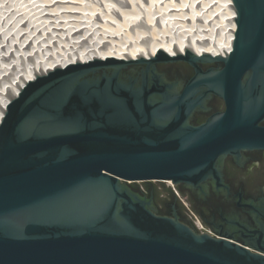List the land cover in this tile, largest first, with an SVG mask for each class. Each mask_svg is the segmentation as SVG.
I'll use <instances>...</instances> for the list:
<instances>
[{
    "label": "water",
    "instance_id": "obj_1",
    "mask_svg": "<svg viewBox=\"0 0 264 264\" xmlns=\"http://www.w3.org/2000/svg\"><path fill=\"white\" fill-rule=\"evenodd\" d=\"M232 1L227 54L94 55L2 102L0 264H264V250L157 215L131 188L203 191L211 178L224 187V158L264 150V0ZM181 61L195 70L184 86L158 75L157 64ZM130 66L142 68L125 77ZM214 96L225 111L193 124Z\"/></svg>",
    "mask_w": 264,
    "mask_h": 264
},
{
    "label": "bare ground",
    "instance_id": "obj_2",
    "mask_svg": "<svg viewBox=\"0 0 264 264\" xmlns=\"http://www.w3.org/2000/svg\"><path fill=\"white\" fill-rule=\"evenodd\" d=\"M32 1L24 5L25 9L35 6L37 0H34V3ZM50 1L48 0L45 5L49 6V9L44 10L45 6L41 7L42 13H52L54 9L50 16L47 15L50 18L48 21H55L59 25L65 22L63 12H67L64 11L67 7L75 15L82 13L85 18L95 12L96 8H93V4L103 2L105 7L102 11L107 12L98 11L96 16L92 14L94 20L98 22L94 29L89 28V25H83L85 23L82 22L83 19L80 21L76 19L72 24L63 27V32L59 31V25L52 27L58 32L57 36L51 37L53 41L50 42L51 44L48 42L40 44L41 47L34 49L39 50L38 52H31V49H28L30 55L36 54L33 58H38V62L32 58V63L23 67L18 74L8 80L6 86L0 85L2 88L0 123L7 111L6 104L2 102L13 101L14 94L19 93L24 83L49 74L51 70L93 61L94 55L101 60H104V57L128 60L151 57L161 50L169 56L181 55L184 51L192 52L196 56H216L229 53L234 44L236 11L232 0H124L122 4L125 9H121L122 6L118 8L115 3L118 9L115 13L110 11V6L114 5L110 4L112 0H52L51 3ZM70 1H75L76 4L72 5ZM56 2L64 4L63 7L55 9L52 5ZM1 5L0 10L3 7ZM24 6L20 5L18 8L22 9ZM101 8L102 6L100 10ZM85 10L90 11L89 14H85L87 16L83 14ZM125 20H128L126 24L123 23ZM38 37H36V45L40 41ZM47 37L46 35L43 37L45 38L43 42L49 40ZM24 38L25 36L20 40ZM31 39L27 45L33 43ZM54 40L60 43L62 50L57 52L52 48V44L58 45ZM64 45H68L70 49H63ZM20 48L22 50V47ZM2 57L4 58V55ZM169 184L174 186L171 181Z\"/></svg>",
    "mask_w": 264,
    "mask_h": 264
},
{
    "label": "flooded vegetation",
    "instance_id": "obj_3",
    "mask_svg": "<svg viewBox=\"0 0 264 264\" xmlns=\"http://www.w3.org/2000/svg\"><path fill=\"white\" fill-rule=\"evenodd\" d=\"M218 67L202 65L204 71ZM157 72L162 79L180 86L195 76L194 68L186 62L157 68ZM137 74L128 73L125 77ZM207 109L196 114L192 123L205 124L226 107L222 99L214 96L208 101ZM260 126L264 127V120ZM218 168L224 187L219 188L212 178L203 185V191L175 186L182 200L169 186L165 191L168 195L160 194L161 188L154 182L134 183L131 188L152 201V210L157 215L177 218L193 226L184 200L213 235L230 238L253 251L264 250V150L244 149L239 157L224 158Z\"/></svg>",
    "mask_w": 264,
    "mask_h": 264
},
{
    "label": "rangeland",
    "instance_id": "obj_4",
    "mask_svg": "<svg viewBox=\"0 0 264 264\" xmlns=\"http://www.w3.org/2000/svg\"><path fill=\"white\" fill-rule=\"evenodd\" d=\"M31 1L32 0H0V5L2 4L1 6H3L0 10V85H2V86H6V84L9 83L8 80H10L16 74H18V72L21 71L23 69V67H27L29 64L32 63V58L34 57V55L36 57V54L31 53L32 55H30V51L31 52H33V51L38 52L39 50L36 51L34 49L35 48L38 49L39 47H41V45H43L47 42L48 43L53 42L51 37L57 36L58 30L56 28H52V27H54V26L57 27L59 24H56L55 21L54 22L48 21L50 19L48 16H50L55 10L53 9V11H51L52 13H50V12H47V14L42 13L41 7L42 6L44 7L48 3V0H37V1L35 0L36 1L35 3L33 2L34 1L33 0L32 2L35 4V6H31L30 7L31 9L29 8L28 10L25 9V6L28 5ZM51 1H50V3H51ZM123 1L124 0H112V2L110 4H114V5L110 6L111 10L110 9L109 10L111 12L114 11V13H115V11H118V9L116 8L117 6H118V8H119V6L120 7L122 6L121 9H125L123 7V4H122ZM71 3H73L72 5L76 4L75 1H72ZM71 3L69 5H71ZM115 3L117 6H115ZM103 4H104L103 2L102 3L97 2V3L93 4V6H94L93 8H96L94 13H90V11H88V10L86 12V10H85V11H83V14L85 15V14L90 13L91 14L90 16H92V14L94 16H96V14H97L96 12L102 11L104 9L103 7H105V6ZM20 5H22V6L25 5V6L22 9H19L18 7ZM31 5H33V4H31ZM63 5H62V3L60 4V2H56L52 6L55 9L56 8L58 9L60 7H63ZM39 6H40V9H39ZM52 6H50V7L53 8ZM101 6H102V8L100 10ZM46 9H49V6L48 7L45 6L44 10H46ZM121 9H119V10H121ZM68 10H69L68 7L64 8V11H67V12H63V16L65 17L64 18L65 22H63L62 24H60L58 26L59 31L63 32V27H67L68 24H72L73 22H75L76 19H78V21L83 19L82 22L83 21L85 22V23L83 22L84 23L83 25L86 24V25H89V28H93V29L96 28V25L98 22L96 19L94 20L93 16L90 17L89 15L88 16L85 15L87 17L84 18V16L81 15L82 13L79 12L80 15L76 14L77 15L76 16L74 12H71V10H69V11ZM106 12L102 11V13H106ZM102 13H100V14H102ZM69 14H70V16H69ZM71 14H72V17H71ZM79 16H82V17H79ZM68 20H71L72 22L68 21ZM88 21H90V23ZM127 22H128V20H125L123 23L126 24ZM60 27H62V30H60ZM45 35H46V37L48 36L47 38H49V40L43 42L45 39L43 37H45ZM24 36H25V38L22 39V41H21L20 39L23 38ZM36 37H38L40 40L37 43V45H36V39H37ZM30 39L32 40L33 43H31V44L29 43L30 45H27V42L30 41ZM19 41H21V42H19ZM41 41H42V43H41ZM54 41H56V40H54ZM56 42L58 43V45H56V43H55V45L52 44V48L58 52L59 50H62V48H60V46H61L60 43L58 41H56ZM25 44L27 46H25ZM61 44H63V43H61ZM31 45H32V47H31ZM20 47H22V50ZM25 47H26V49L24 50ZM67 48L70 49V47L68 45L63 46V49H67ZM28 49H31V50L29 51ZM3 55H4V58L2 57ZM33 59H35V61H37L38 58H33ZM181 62L168 63V64L159 63V64H157V68H163L166 65H171V64L174 65V64L181 63ZM141 68L142 67H139V66H130V67H127V69L124 71V73H133V72L138 73ZM104 72L110 74V72H112V70H106V71L101 70V71H98L97 73H95V75L97 74V76H101ZM10 74H11V76H10ZM89 76H91V75L89 74ZM1 89L2 88L0 87V91H1ZM1 96H3V94H1ZM167 187H168V185H167Z\"/></svg>",
    "mask_w": 264,
    "mask_h": 264
},
{
    "label": "built area",
    "instance_id": "obj_5",
    "mask_svg": "<svg viewBox=\"0 0 264 264\" xmlns=\"http://www.w3.org/2000/svg\"><path fill=\"white\" fill-rule=\"evenodd\" d=\"M138 183H140V182H138ZM168 183H169V182H167L166 184H167L168 186H170V187L173 189V191L176 193V195H177L179 198H181L180 195H179V193L177 192L175 186H171V185L168 184ZM181 200H182V198H181ZM183 202H184V205L186 206V208H187V209L191 212V214L195 217L196 220H194V219L192 218V216H191L190 214H188L189 218H190V219L192 220V222L195 224V226L197 227V229H198V230L203 229V230L207 231L208 233L212 234L208 229L204 228V226H203V224L201 223V221L199 220V218H198V217L196 216V214L190 209L189 204H188L186 201H184V200H183ZM212 235H213V234H212Z\"/></svg>",
    "mask_w": 264,
    "mask_h": 264
}]
</instances>
